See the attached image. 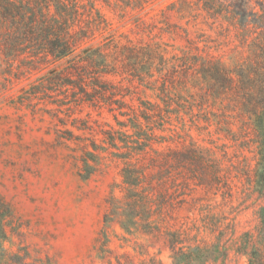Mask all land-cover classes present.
<instances>
[{
	"label": "rangeland",
	"instance_id": "obj_1",
	"mask_svg": "<svg viewBox=\"0 0 264 264\" xmlns=\"http://www.w3.org/2000/svg\"><path fill=\"white\" fill-rule=\"evenodd\" d=\"M175 1L156 0L141 15L159 14ZM98 8L111 23L106 37L161 41L174 46L168 48L173 54L185 45L183 39L170 40L149 19L136 30L129 16L120 22L101 4ZM204 15L200 12L197 25L189 26L192 38L200 30V53L204 40L228 54L234 43L211 31L212 21ZM24 66L23 56L11 60L0 48V264H249L246 253L260 246L257 211L264 197L251 183L257 164L252 123L233 95H220L202 74L199 85L189 75L187 82L182 73L168 76L171 93L195 101L182 114L188 124L200 126L190 131L204 151L200 187L179 183L178 192L167 197L174 209L168 205L149 217L151 230L141 219L125 229L124 218H107L111 194L123 198L121 161L104 154L89 178L80 176L91 139L100 143L103 131L119 129L113 113L104 106L76 105L73 91L58 86L34 94L32 87L52 66L30 73ZM106 79L116 86L114 100L126 106L161 102L148 84L126 76ZM58 101L73 109L58 113ZM173 240L179 242L175 255L169 248Z\"/></svg>",
	"mask_w": 264,
	"mask_h": 264
},
{
	"label": "trees",
	"instance_id": "obj_2",
	"mask_svg": "<svg viewBox=\"0 0 264 264\" xmlns=\"http://www.w3.org/2000/svg\"><path fill=\"white\" fill-rule=\"evenodd\" d=\"M155 1L0 0V48L4 55L11 60L23 56L24 72L28 73L52 66L32 92L45 93L58 86L73 91L76 105L104 106L113 113L119 129L103 131L101 144L91 139L92 150L84 153L80 176L89 178L107 157L104 154L121 161L123 198L119 201L111 194L107 218H124L120 223L125 229L137 226L135 219H141L151 230L149 217L169 205L167 197L178 192L179 183L200 187L204 151L190 132L192 125L198 130L200 126L188 124L183 115L195 101L171 93L167 80L176 73L185 75L186 82L189 75L197 85L202 74L205 82L217 86L220 95L236 98L254 134L257 164L251 183L258 196L264 197V0H176L159 14L142 16ZM100 4L120 22L129 16L127 20L136 30L148 26L149 19L170 40L183 39L185 45L180 54H173L168 48L174 46L161 41L122 42L113 35L106 37L112 27L98 8ZM200 12L212 21L211 31L218 30L234 43L228 54L204 40L200 53V30L194 31L197 36L192 38L189 29L191 24L197 25ZM173 17L185 21L187 27L170 21ZM96 38L101 40L93 42ZM63 60L68 65L58 66ZM72 60L75 63L70 66ZM108 76H126L140 85L148 84L161 102L126 106L114 100L116 86ZM56 104L58 113L73 109L62 101ZM204 180L207 183V178ZM257 216L260 246L246 253L249 264H264V207ZM178 243L173 240L169 245L174 255Z\"/></svg>",
	"mask_w": 264,
	"mask_h": 264
}]
</instances>
